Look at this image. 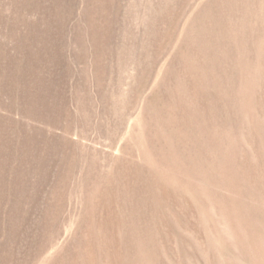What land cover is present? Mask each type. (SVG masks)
<instances>
[{
    "label": "rangeland",
    "instance_id": "obj_1",
    "mask_svg": "<svg viewBox=\"0 0 264 264\" xmlns=\"http://www.w3.org/2000/svg\"><path fill=\"white\" fill-rule=\"evenodd\" d=\"M0 264H264V0H0Z\"/></svg>",
    "mask_w": 264,
    "mask_h": 264
}]
</instances>
